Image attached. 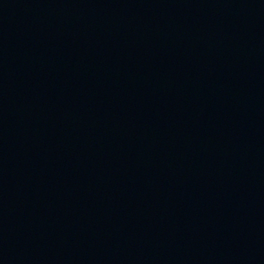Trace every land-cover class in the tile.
I'll use <instances>...</instances> for the list:
<instances>
[{"label": "water", "instance_id": "obj_1", "mask_svg": "<svg viewBox=\"0 0 264 264\" xmlns=\"http://www.w3.org/2000/svg\"><path fill=\"white\" fill-rule=\"evenodd\" d=\"M0 264H264V0H0Z\"/></svg>", "mask_w": 264, "mask_h": 264}]
</instances>
